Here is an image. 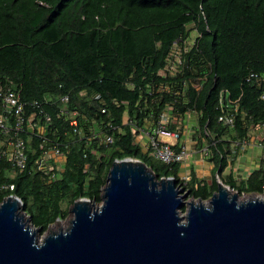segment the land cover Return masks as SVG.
<instances>
[{"label": "trees", "instance_id": "obj_1", "mask_svg": "<svg viewBox=\"0 0 264 264\" xmlns=\"http://www.w3.org/2000/svg\"><path fill=\"white\" fill-rule=\"evenodd\" d=\"M173 48L181 63L158 74L169 56L173 61ZM0 84L21 101H37L36 109L24 108L25 116L35 113V126L18 134L25 167L14 170L7 155L0 159V202L16 196L39 234L66 218L74 200L98 203L114 159H137L205 200L216 190L215 176L208 185L193 176L182 182L177 163L153 159L134 138L166 106L175 117L192 111V139L209 149L222 180L234 141L264 124V0H0ZM221 114L231 124L219 121ZM41 143L64 156L53 180L37 168ZM261 146L245 179H225L238 194L264 190V136ZM8 183L12 190L3 187Z\"/></svg>", "mask_w": 264, "mask_h": 264}, {"label": "water", "instance_id": "obj_2", "mask_svg": "<svg viewBox=\"0 0 264 264\" xmlns=\"http://www.w3.org/2000/svg\"><path fill=\"white\" fill-rule=\"evenodd\" d=\"M229 189L217 183L207 199L192 198L172 176L114 159L99 203L74 200L67 227L39 243L20 200L3 199L0 264H264V197L238 200Z\"/></svg>", "mask_w": 264, "mask_h": 264}, {"label": "built area", "instance_id": "obj_3", "mask_svg": "<svg viewBox=\"0 0 264 264\" xmlns=\"http://www.w3.org/2000/svg\"><path fill=\"white\" fill-rule=\"evenodd\" d=\"M178 50L173 48L171 51V56H173V61H171L170 56L166 61V65L163 69L158 71V74L162 75L166 70L172 72L177 65H179L180 58L178 56ZM261 99L264 100V94L261 95ZM68 101L67 95H62L59 97V102L63 105H66ZM28 106L32 110L37 108V101L29 100L21 101L18 96L5 85L0 84V135H7L9 132H13V137L11 140L2 142L0 140V159L7 155L8 160L14 170H22L25 167V154H24V143L22 138L18 135L19 132H22L23 129L32 131L34 124L35 113L31 112L28 115H24V108ZM169 108L166 106L163 110L161 118L155 125L151 123V129L147 133V142L145 150L148 151V154L155 160L160 161L165 164L180 163L186 154L184 146L175 147V143H171L168 139H177L180 135V132L177 129H168L165 124L166 111ZM100 112H104V109H100ZM62 114H65L66 111L61 110ZM68 113V112H67ZM187 113V112H186ZM75 112L71 111L69 116H74ZM218 120L225 123L231 124V117L221 114L218 117ZM48 121V117L45 118V123ZM72 126L75 125V118L71 117L69 120ZM145 122V124L147 123ZM260 128L264 132V124H261ZM99 136V135H98ZM102 141L106 144H109L112 141L110 135H103ZM138 143V142H137ZM38 148L41 150V156L37 161V168L40 170L46 169L48 171L49 180L57 178V172L61 171L64 156L58 149V146L55 144L52 145L49 149H44L42 143L38 145ZM188 177L184 176L180 178L182 182H185ZM215 180L219 183L218 177L215 175ZM4 188L8 190L13 189V184L8 183L3 185ZM13 196V195H12ZM16 197V196H15Z\"/></svg>", "mask_w": 264, "mask_h": 264}, {"label": "crops", "instance_id": "obj_4", "mask_svg": "<svg viewBox=\"0 0 264 264\" xmlns=\"http://www.w3.org/2000/svg\"><path fill=\"white\" fill-rule=\"evenodd\" d=\"M169 110L165 112L167 115L165 117V126L169 129V125H174L175 128L173 129L178 128L180 135L176 140L168 139V141L175 143V149L179 146H184L186 152L184 159L178 163L176 175L179 179L184 176L189 179L193 176L197 181L204 182L206 185L210 184L215 176L213 172L214 163L210 160L209 149L206 146L198 148L196 141L192 139V135L197 129L195 115L191 111L184 113L180 117H175ZM151 126V123L147 122L144 128L135 135L134 141L138 142L143 150H145L147 142L146 132L150 131ZM263 136L264 132L260 128H253L248 131L246 139L241 144L234 141L232 157L226 160L225 166L220 171V177L223 182L220 180L219 183L228 187L225 184V179L230 177L231 180L240 181L245 179L258 166L262 155L261 142Z\"/></svg>", "mask_w": 264, "mask_h": 264}, {"label": "rangeland", "instance_id": "obj_5", "mask_svg": "<svg viewBox=\"0 0 264 264\" xmlns=\"http://www.w3.org/2000/svg\"><path fill=\"white\" fill-rule=\"evenodd\" d=\"M193 36H194V34L192 32L191 33V39H192ZM234 192H236V191H234L232 189H229V193H234ZM249 194H244V193L238 194L237 193V195H238L237 199L238 200H244V199H246L248 197ZM252 195L253 196L260 197V198H263L264 197V190L261 193L252 194ZM19 211L22 212L21 209H20V205H19ZM23 217H24L23 220H24L25 223H27V226L29 228H31V230H34L35 228H33L29 224V222H26V219L28 218V216L23 213ZM70 218H71V214L68 213V215L66 216V218H64L62 220H55V222L52 225H50L45 232H43L42 234H39V233L37 234V236H36L37 243H39L47 234H49L51 232H58L60 230H64L67 227Z\"/></svg>", "mask_w": 264, "mask_h": 264}, {"label": "bare ground", "instance_id": "obj_6", "mask_svg": "<svg viewBox=\"0 0 264 264\" xmlns=\"http://www.w3.org/2000/svg\"><path fill=\"white\" fill-rule=\"evenodd\" d=\"M24 224H25V226H27V223L24 222ZM28 229L31 230V228H28ZM31 231H32V230H31Z\"/></svg>", "mask_w": 264, "mask_h": 264}]
</instances>
